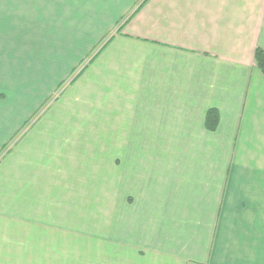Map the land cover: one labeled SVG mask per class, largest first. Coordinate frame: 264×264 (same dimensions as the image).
I'll list each match as a JSON object with an SVG mask.
<instances>
[{"label":"crops","instance_id":"obj_1","mask_svg":"<svg viewBox=\"0 0 264 264\" xmlns=\"http://www.w3.org/2000/svg\"><path fill=\"white\" fill-rule=\"evenodd\" d=\"M135 2L138 12L68 86L69 95L80 88L71 104L82 121L54 108L43 128L6 149L0 203L16 192L13 206L25 215L58 181L95 175V205L83 215L96 218V264H264V74L254 57L264 50V0H112L110 8ZM8 14L0 74L3 61L10 73ZM209 108L219 115L214 130L204 124ZM63 122L68 129H53Z\"/></svg>","mask_w":264,"mask_h":264},{"label":"rangeland","instance_id":"obj_2","mask_svg":"<svg viewBox=\"0 0 264 264\" xmlns=\"http://www.w3.org/2000/svg\"><path fill=\"white\" fill-rule=\"evenodd\" d=\"M111 2L0 0V18L9 9L7 44L10 67V73H5L3 61L0 83L3 84L4 98L0 97L3 99L0 109L8 110V121L3 126L10 128V135L0 149V160L6 149H12L30 129L43 128L38 122L54 108L59 111L61 106H66L68 122L73 119L82 121L77 112L81 106L71 104L80 88L72 90L69 95L66 94L68 86L80 70L96 58L99 50L110 43L114 31L121 30L143 3L135 2L136 8L123 10L110 8ZM5 4L9 8L3 7ZM5 23L1 18L0 36ZM21 114L24 120L18 126ZM51 119L57 121L55 116ZM63 124L68 129L64 122L53 129H59ZM117 140L119 144L120 140ZM95 141L93 139V145ZM111 141H106L109 146ZM63 166L68 177V167ZM76 175L78 170H72V176ZM96 183L95 175H90L86 184L80 179L72 186H61L58 181L60 187L44 195L45 202L41 207L28 208L25 215L17 204L13 206L11 197H17L16 192L8 195L0 203V264H96V218L83 215L84 209L90 210L95 205ZM62 192L66 193L65 201L61 200ZM101 220L106 223L105 230L108 226L111 228V217Z\"/></svg>","mask_w":264,"mask_h":264},{"label":"trees","instance_id":"obj_3","mask_svg":"<svg viewBox=\"0 0 264 264\" xmlns=\"http://www.w3.org/2000/svg\"><path fill=\"white\" fill-rule=\"evenodd\" d=\"M254 57L258 68L264 74V50L257 47L255 49ZM89 62H91V60ZM73 80H75V78ZM218 120H219L218 111L215 108H209L205 113V118H204L205 127L208 130H214L218 124Z\"/></svg>","mask_w":264,"mask_h":264}]
</instances>
